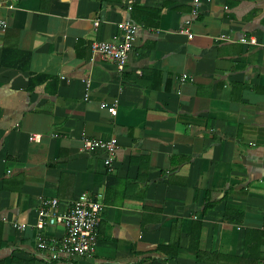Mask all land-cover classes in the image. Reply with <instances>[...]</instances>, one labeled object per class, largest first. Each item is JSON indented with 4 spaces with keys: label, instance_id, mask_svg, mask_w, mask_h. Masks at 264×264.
<instances>
[{
    "label": "crops",
    "instance_id": "1",
    "mask_svg": "<svg viewBox=\"0 0 264 264\" xmlns=\"http://www.w3.org/2000/svg\"><path fill=\"white\" fill-rule=\"evenodd\" d=\"M128 1L0 0V264H264V0ZM128 20L119 70L91 45ZM83 192L96 251L53 260L43 200Z\"/></svg>",
    "mask_w": 264,
    "mask_h": 264
},
{
    "label": "built area",
    "instance_id": "2",
    "mask_svg": "<svg viewBox=\"0 0 264 264\" xmlns=\"http://www.w3.org/2000/svg\"><path fill=\"white\" fill-rule=\"evenodd\" d=\"M197 2V0H196ZM128 10H132L133 1H128ZM95 25H98L97 23ZM6 23L0 21V28H6ZM119 28L123 31L121 42L94 41L91 45L93 55H100L103 58L114 62L119 70H123L130 52L134 46L136 26L131 21L122 22ZM190 37L188 30H184ZM185 79V78H184ZM116 114V109H112ZM37 135H32L31 140H38ZM84 149H103L107 152L106 165H110L115 157L117 149L116 139L97 140L84 139ZM101 194L91 195L88 192L81 193L73 201L69 210L65 213H57L58 200L54 198L43 200L39 210L36 227L43 229L46 225L61 224L65 229V235L60 242L49 240L42 235L37 237V247L39 250L48 253L51 259H60L62 255L67 257L92 256L96 251L97 238L96 230L102 220L105 205L101 200ZM23 229V225H17Z\"/></svg>",
    "mask_w": 264,
    "mask_h": 264
},
{
    "label": "trees",
    "instance_id": "3",
    "mask_svg": "<svg viewBox=\"0 0 264 264\" xmlns=\"http://www.w3.org/2000/svg\"><path fill=\"white\" fill-rule=\"evenodd\" d=\"M27 65H28V62H26V64L24 63V65L21 66L22 69H23V70H26V69H27ZM35 80H36V79H34L33 77L30 78V82H29V84H30V88H33V84L36 82Z\"/></svg>",
    "mask_w": 264,
    "mask_h": 264
}]
</instances>
